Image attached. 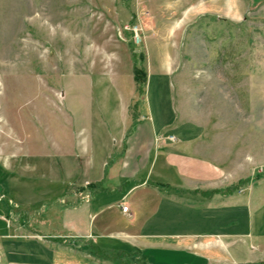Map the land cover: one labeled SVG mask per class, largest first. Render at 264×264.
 I'll list each match as a JSON object with an SVG mask.
<instances>
[{"label":"rangeland","instance_id":"1","mask_svg":"<svg viewBox=\"0 0 264 264\" xmlns=\"http://www.w3.org/2000/svg\"><path fill=\"white\" fill-rule=\"evenodd\" d=\"M139 113L212 143L220 186L114 172L92 194L95 222L160 243L139 250L154 264H264V0H0V194L25 228L59 226L52 211L85 198L98 143Z\"/></svg>","mask_w":264,"mask_h":264},{"label":"crops","instance_id":"2","mask_svg":"<svg viewBox=\"0 0 264 264\" xmlns=\"http://www.w3.org/2000/svg\"><path fill=\"white\" fill-rule=\"evenodd\" d=\"M162 125L139 113L129 129L123 126L118 128V136L112 138V143H98L101 159L93 167L81 168L86 176L82 187L88 194L80 201H76L77 197L72 194L74 201L68 199L69 206H57L52 211L54 216L58 214L59 226L25 228L18 221L14 222L11 203L8 200L5 202L4 195L0 194V264H117L94 256L93 245L106 251H129L136 261L130 260L127 264H154L139 256V250H142L143 245L157 246L160 243L149 241L147 244L135 240L136 237L127 231H107L102 228L95 222L97 212L93 210L91 197L95 188H101L112 179L114 172L120 179L127 181L142 173L147 178L149 172L156 170V177L165 181L156 180L155 184L179 191H185L189 186L196 190H211L220 186L221 169L204 153V148L210 147L212 143L204 142L206 139L199 134L178 131L165 135L157 133ZM167 135H173L175 140L169 141ZM157 136L162 138L157 141ZM151 155L157 157L153 166L149 160ZM90 172L98 175L91 178ZM4 183L6 188L7 181ZM88 195L91 199H88ZM116 202L127 205L121 198ZM108 205L102 207L107 208ZM106 236L119 242L117 248L111 250L108 246H102L98 239ZM200 245L205 246L206 243Z\"/></svg>","mask_w":264,"mask_h":264},{"label":"trees","instance_id":"3","mask_svg":"<svg viewBox=\"0 0 264 264\" xmlns=\"http://www.w3.org/2000/svg\"><path fill=\"white\" fill-rule=\"evenodd\" d=\"M132 76H133V81H134V84H135L136 93L142 94L144 92V87H145L146 73L143 70L137 68L136 66H133V68H132ZM134 121H135V119L132 120V123H134ZM233 189H235V184L230 186V187H228V188H225L223 190L218 189L217 192L222 193V194H227L230 191H233ZM213 191H215V190H213ZM13 220H14V222L17 221V217L14 214H13ZM92 252L94 253V256L102 257V259H105V256L108 255V257L109 256L116 257L115 258L116 260L124 261L125 263L128 262L126 257H128L129 253H126V252L122 253V252L106 251V250L98 248L95 245H93V247H92ZM257 264H263V263L260 262V263H257Z\"/></svg>","mask_w":264,"mask_h":264},{"label":"built area","instance_id":"4","mask_svg":"<svg viewBox=\"0 0 264 264\" xmlns=\"http://www.w3.org/2000/svg\"><path fill=\"white\" fill-rule=\"evenodd\" d=\"M158 138L161 139L162 137L159 136ZM158 138H156V139L159 140ZM166 138L169 141H174L175 140V137L173 135H167ZM127 210H128V207L126 205H121V211L126 212Z\"/></svg>","mask_w":264,"mask_h":264}]
</instances>
